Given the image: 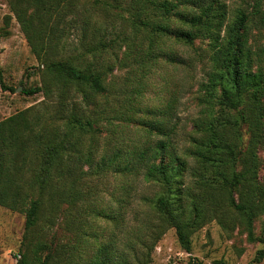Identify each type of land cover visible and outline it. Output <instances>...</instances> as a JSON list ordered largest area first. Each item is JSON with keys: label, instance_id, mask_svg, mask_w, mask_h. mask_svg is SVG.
<instances>
[{"label": "trees", "instance_id": "1", "mask_svg": "<svg viewBox=\"0 0 264 264\" xmlns=\"http://www.w3.org/2000/svg\"><path fill=\"white\" fill-rule=\"evenodd\" d=\"M77 1L16 0L13 6L60 97L53 114L48 107L32 106L0 122V208L26 217L18 264H148L146 254L131 262L127 251L134 240L146 243L143 231L158 240L174 228L181 246L191 252L192 235L213 220L240 227L250 243L261 242L263 248L249 264L262 263L264 234L256 236L254 223L264 214V189L258 180L259 151L264 146V41L259 35L264 31L263 0H254L250 10L236 9L233 16L222 0H140L142 8L134 20L148 46H128L123 58L113 61L105 58L108 44L102 40L78 56L58 58L55 48L62 36L44 39L50 20L56 21L49 28L54 36L65 19L63 11H72ZM163 39L180 45L185 56L162 51ZM199 41L206 45L200 53ZM191 49L194 54L188 52ZM161 59L185 71L207 60L196 96L200 118L188 146L182 154L173 147L177 124L170 117L179 102L174 92L164 109L143 110L129 102L126 112L114 110L124 122L138 124L163 140L100 156L98 135L106 110L95 96L107 90L104 75L112 73L116 63L122 68L136 66L131 72L140 75L138 85L144 86L142 80ZM0 84L7 89L1 69ZM50 91L25 87L23 94ZM71 94L73 102H68ZM90 106L96 107L95 113H86ZM145 111L160 120L135 116ZM108 177L120 180L125 196L137 183L158 187L152 205L157 222L152 225L136 216L138 226L126 228L124 198L117 200L121 206L117 214L101 206L96 181ZM99 220L114 223L112 240H100ZM59 232L66 233V240ZM190 264L203 263L192 259Z\"/></svg>", "mask_w": 264, "mask_h": 264}, {"label": "rangeland", "instance_id": "2", "mask_svg": "<svg viewBox=\"0 0 264 264\" xmlns=\"http://www.w3.org/2000/svg\"><path fill=\"white\" fill-rule=\"evenodd\" d=\"M222 1L227 4L231 16L242 6L250 10L249 4L254 2V0ZM15 2L16 0H0V69L7 86L5 89L0 84V122L32 106L48 107L46 110L53 114L60 101L58 88L53 83L50 85L44 65L34 52L27 33L13 9ZM72 8V11H63L62 15H65V19L57 26L56 36L51 35L49 31V28L56 26V21L53 19L50 20L51 26L45 27L44 30L47 29L42 34L46 41L59 40V35L62 36L61 42H57L55 48L58 58L78 56L86 51V46L95 45L101 40L108 44L105 58L112 57V61L116 56L121 60L128 46L136 49V46L143 43L147 48L145 34L134 20L138 10L142 8L140 0H78ZM254 34L257 42L258 31H254ZM259 35L261 41H264V31ZM196 46L199 47V53L206 50L203 42H197ZM160 49L167 53L174 51L180 56L181 54L185 56L180 45L171 40H161ZM195 51L191 49L188 52L194 54ZM206 61L199 62L193 69L185 71L180 67L168 65L161 59L151 74L142 80L144 86L138 85L140 75L131 72L136 66L122 68L116 63V69L103 77L106 92L95 96L100 108L106 110L100 126L102 132L98 135L100 156L104 153L112 154L116 150L132 148L135 145L142 147L147 143L153 146L163 140V136L151 135L138 124L124 122L120 117L121 114H116L114 110L126 112L124 105L129 102L135 108L143 110L164 109L174 92L179 102L170 117L172 124H177L172 142L177 152L182 154L188 146V136L195 133L194 124L200 118L201 107L198 106L196 96L200 82L205 79ZM35 86H43L51 91L48 95L45 92L34 96L23 94L25 87ZM11 88L16 89V92L10 91ZM133 90L141 91L139 93L141 95H133ZM67 101L73 102L72 94ZM77 102L82 103V96ZM91 111L95 113L96 107L90 106L86 109V113ZM146 112L135 116L144 121L160 120V117L153 118ZM259 159L258 180L264 189V146L259 151ZM119 182L116 177L96 181L98 188L96 194L100 199V205L107 210L110 209L111 212H119L121 206L117 200L124 198L126 205H123L121 212L125 215L123 223L126 228L138 226L136 216L153 221L152 225L155 224L156 211L152 205L159 188L151 184L137 183L135 189L125 196L122 189H119ZM25 226L26 217L23 214L0 208V264L19 263L20 248L26 232ZM96 226L101 241L113 239L117 230L114 223L99 220ZM254 226L256 236H262L264 214L255 220ZM146 233L147 231H143L142 234L146 243L134 240L130 249H127L131 262H135L137 256L140 258L146 254L148 264H190L192 259L203 264H215L219 260H224L227 264H249L263 248V244L259 241L250 243L240 227L223 226L217 220L205 224L192 235L191 252L181 246L174 228L167 229L158 240L152 239ZM59 234L66 240V233L59 232ZM260 264H264V261Z\"/></svg>", "mask_w": 264, "mask_h": 264}]
</instances>
